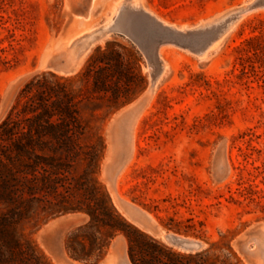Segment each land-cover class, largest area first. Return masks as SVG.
<instances>
[{
    "label": "rangeland",
    "instance_id": "1",
    "mask_svg": "<svg viewBox=\"0 0 264 264\" xmlns=\"http://www.w3.org/2000/svg\"><path fill=\"white\" fill-rule=\"evenodd\" d=\"M123 5L183 34L134 15L130 37L96 33L82 52L85 36ZM111 42L144 81L129 99L81 108L85 144L98 149L92 178L119 228L98 229L85 213H42L25 234L51 264H133L124 223L193 264L206 250L205 264H264V0H0V121L24 81L49 70L46 57L74 67L54 72L75 78ZM158 43L156 62L149 53ZM151 70L159 72L154 89ZM167 233L205 246L184 250Z\"/></svg>",
    "mask_w": 264,
    "mask_h": 264
},
{
    "label": "trees",
    "instance_id": "2",
    "mask_svg": "<svg viewBox=\"0 0 264 264\" xmlns=\"http://www.w3.org/2000/svg\"><path fill=\"white\" fill-rule=\"evenodd\" d=\"M116 45L97 48L75 78L51 70L31 75L1 119L0 264H51L24 232L25 224L42 213H85L98 229L119 228V218L92 178L98 149L85 144L81 108L91 99H129L143 83L136 62ZM81 162L87 168L76 177L75 165ZM121 230L133 264H193L192 256L176 254L129 224ZM208 255L207 250L197 253L195 264H205Z\"/></svg>",
    "mask_w": 264,
    "mask_h": 264
},
{
    "label": "water",
    "instance_id": "3",
    "mask_svg": "<svg viewBox=\"0 0 264 264\" xmlns=\"http://www.w3.org/2000/svg\"><path fill=\"white\" fill-rule=\"evenodd\" d=\"M134 13L136 16L144 17L146 20H148L149 22H151L152 24H154L158 28L164 30L165 32H167L171 35L181 36L183 34L181 31L159 21L156 17L149 14L147 11H145L143 9H135ZM107 24L108 23H105L99 29L92 31L85 36V39L83 41L82 52H85L90 48L93 40L95 39L96 33H102L103 34L109 30H114V31L120 32L122 35L130 37L129 31L127 29L116 27V25H114V24L110 25L107 29H105ZM93 34H94V36H92ZM138 43H140V42H138ZM158 45H159V43L155 44L149 53V56L156 62L159 60L158 54L156 51ZM42 66L44 68L51 70V71L55 70V71H62V72H66V73H72L74 71V67H63L61 65L54 63L52 60L48 59L47 57L42 61ZM158 77H159L158 70L157 71L153 70L151 73L150 88L154 87V85L156 84V82L158 80ZM142 217L144 218V215H142ZM163 238H165L168 242H170V243H172V244H174V245H176L179 248H182L184 250H190V251L200 250L201 248H203L205 246V242L203 240L194 239V238L192 241L182 240L177 236V234H174V233H172L171 235L169 233H167V234L163 235Z\"/></svg>",
    "mask_w": 264,
    "mask_h": 264
},
{
    "label": "bare ground",
    "instance_id": "4",
    "mask_svg": "<svg viewBox=\"0 0 264 264\" xmlns=\"http://www.w3.org/2000/svg\"><path fill=\"white\" fill-rule=\"evenodd\" d=\"M122 1V0H121ZM135 9H137V8H133V7H129V6H126V5H123V6H121L119 9H117V11H116V13H115V17H114V19L112 20V21H109L108 22V24L106 25V27H105V29H107L110 25H116V27H119V28H124V29H127L128 30V26H129V22H130V20H131V18H132V16H134L135 15V13H134V10ZM139 9H142V7H140ZM144 10V9H143ZM136 17V16H135ZM138 17H140V16H138ZM158 17V16H157ZM141 18V17H140ZM159 18V17H158ZM160 19V18H159ZM141 20V19H140ZM137 21V20H136ZM143 21V20H142ZM160 21H161V19H160ZM131 22H132V20H131ZM139 22V21H138ZM162 22H164V24H167V22H165V21H163L162 20ZM75 24V23H74ZM137 24V23H136ZM141 24V23H140ZM144 24H146V23H144ZM168 25V24H167ZM171 25V24H170ZM75 26V25H74ZM135 26V25H134ZM171 26H173V25H171ZM219 26H221L220 24H219ZM137 27V26H136ZM136 27H130V28H133V30L132 31H135L137 28ZM142 27H144V26H142ZM214 27V26H213ZM216 27H218V25L216 26ZM134 28H136L135 30H134ZM147 28V27H146ZM146 28H145V30H146ZM152 28V27H151ZM158 28V27H157ZM178 28V27H177ZM183 28V27H182ZM212 28V27H211ZM139 29V28H138ZM138 29H137V31H135L136 33L137 32H139L138 31ZM141 29V28H140ZM144 29V28H143ZM210 29V28H209ZM88 30V29H87ZM86 30V31H87ZM215 30V29H214ZM152 31V30H151ZM184 31V30H183ZM159 32V31H158ZM165 32V31H164ZM200 32V31H199ZM204 32V31H203ZM208 32H211V31H208ZM141 33V32H140ZM144 33V32H143ZM145 33H147V32H145ZM198 33V32H197ZM202 33V32H201ZM169 34V33H168ZM206 34V33H205ZM211 34H213V33H211ZM82 35H83V33H82ZM94 35V34H93ZM140 35V34H139ZM166 35V34H165ZM202 35V34H201ZM209 35V34H208ZM214 35V34H213ZM81 36V35H80ZM138 36V35H137ZM148 36V35H147ZM151 36H152V34H151ZM200 36V35H199ZM207 36V35H206ZM140 37H141V35H140ZM139 36H138V38L139 39H141ZM144 37V36H143ZM180 37V36H179ZM137 38V37H136ZM156 38V37H155ZM161 38V37H160ZM211 38V37H210ZM213 38V37H212ZM139 39H138V41H139ZM145 39H146V36H145ZM159 39V38H158ZM167 39H169V38H167ZM174 39H176L177 40V38H174ZM181 39V38H180ZM188 39V38H187ZM186 39V40H187ZM193 39V38H192ZM142 40H143V38H142ZM149 40V39H148ZM162 40H163V38H162ZM166 40V39H165ZM201 40V39H200ZM200 40H199V42H200ZM202 41V40H201ZM204 41H205V39H204ZM203 41V42H204ZM207 41V40H206ZM182 42V41H181ZM185 41H183V43H184ZM187 42V41H186ZM198 42V41H197ZM142 43V42H141ZM140 43V46L142 45ZM150 43H151V41H150ZM154 43H155V41H154ZM201 43V42H200ZM206 43H208V42H206ZM146 44H147V42H146ZM192 44V43H191ZM193 44H195V43H193ZM198 44V43H197ZM190 45V44H189ZM200 45V44H199ZM148 47V46H147ZM151 47V46H150ZM193 47H194V45H193ZM200 47V46H199ZM199 47H198V49H199ZM203 47V46H202ZM152 48V47H151ZM147 51V50H146ZM216 51V50H215ZM214 52V51H213ZM152 71V70H151ZM152 89H154V88H152ZM151 89V90H152ZM170 235L172 234V233H169ZM180 239H182V240H188V241H192L193 240V238H188V237H184V236H180V235H177Z\"/></svg>",
    "mask_w": 264,
    "mask_h": 264
}]
</instances>
